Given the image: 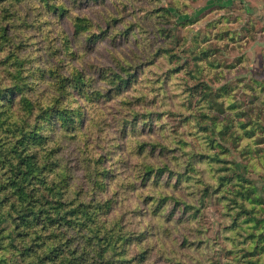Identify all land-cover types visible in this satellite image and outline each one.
Returning <instances> with one entry per match:
<instances>
[{
	"label": "rangeland",
	"instance_id": "obj_1",
	"mask_svg": "<svg viewBox=\"0 0 264 264\" xmlns=\"http://www.w3.org/2000/svg\"><path fill=\"white\" fill-rule=\"evenodd\" d=\"M15 69L47 102L66 83L31 120L82 211L61 238L0 220V264H264V0H0V110Z\"/></svg>",
	"mask_w": 264,
	"mask_h": 264
},
{
	"label": "trees",
	"instance_id": "obj_2",
	"mask_svg": "<svg viewBox=\"0 0 264 264\" xmlns=\"http://www.w3.org/2000/svg\"><path fill=\"white\" fill-rule=\"evenodd\" d=\"M2 31L6 32V28L2 27ZM55 72H59L57 68L54 70L53 67L48 68L42 66L40 76L42 79H56L57 76L54 74ZM11 73H13L11 77L14 78L13 86L18 88L15 89L22 93V97L19 102H15L13 99L5 100L2 105L3 109L0 110V127L8 124V131L13 134L14 140L19 144L16 145V149L13 150L11 147L10 152H5L4 156H0L2 162L0 163V220H10L12 217L14 220V229H16L17 232L24 231V233H28V231L32 229V223H41V221L44 220L42 224L43 227L53 231L52 233H55L54 238H61L62 232L65 231L63 228L67 229V227L72 226V216L82 211L81 204H77L71 211H65L62 208V201L58 199H54L56 204H49L50 201H53L49 198L52 196L51 191H58L60 188L62 190L63 186L65 187L67 185L68 178L65 174L56 171L59 179L49 181L44 176V173H42L48 168L50 169L53 167L55 169L58 167V159H52L54 152L53 147H47V139L48 141L51 140V136L46 135L41 139L40 133V137H37L36 131L33 129L36 128L38 124L36 121L32 122L31 119H37L36 116H32L35 115V110L40 106L55 108L57 115L61 114L60 109L63 107H60V104L67 93V89H65L66 83L63 81L59 86V93L57 96H53L47 102L43 100L42 97L32 96L30 92L33 89H27L26 92H23L24 86L19 83V80L23 79L20 70L15 69ZM116 73L119 79L117 84L118 88L127 86V84L132 81V77H126L119 72ZM83 74V70L77 69L76 75H78V77L74 75L73 78L75 87L84 88L83 86L86 80ZM12 105L16 107L13 110H11ZM68 121H70V123L72 122L70 118ZM72 125L73 124H69L70 127ZM55 126H59L58 121H56ZM28 133L30 134L28 135ZM33 133L35 135H33ZM43 141L45 142L44 145ZM13 153H15V155ZM17 157L19 158V162L16 159ZM13 159L16 160L12 161ZM9 161L14 164L15 168L10 166L11 164ZM3 164L7 165L8 169H6ZM165 167L169 166L166 165ZM165 167H160L158 169H169ZM154 169V166L148 165L147 171L151 172L154 171ZM162 200H165L164 196ZM26 208H31L33 214L26 210ZM3 229L6 228H0V230ZM53 241L54 240H50V243L55 244L56 242ZM51 247H53V245ZM102 251L103 252L99 253L100 256L104 255V250ZM54 259L53 261L55 264H73V262L77 264L76 258L68 256L67 252L63 253L58 260L57 258Z\"/></svg>",
	"mask_w": 264,
	"mask_h": 264
}]
</instances>
